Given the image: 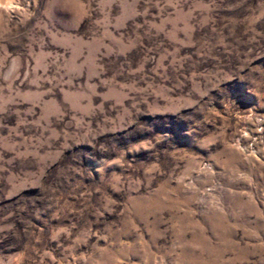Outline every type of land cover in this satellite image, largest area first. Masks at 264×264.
<instances>
[{"label":"rangeland","instance_id":"rangeland-1","mask_svg":"<svg viewBox=\"0 0 264 264\" xmlns=\"http://www.w3.org/2000/svg\"><path fill=\"white\" fill-rule=\"evenodd\" d=\"M0 2V264H264V0Z\"/></svg>","mask_w":264,"mask_h":264},{"label":"bare ground","instance_id":"bare-ground-1","mask_svg":"<svg viewBox=\"0 0 264 264\" xmlns=\"http://www.w3.org/2000/svg\"><path fill=\"white\" fill-rule=\"evenodd\" d=\"M1 1V0H0ZM1 3V2H0ZM11 2L10 1H6V2H4V4H2V6L3 5H8L9 6V4H10Z\"/></svg>","mask_w":264,"mask_h":264}]
</instances>
